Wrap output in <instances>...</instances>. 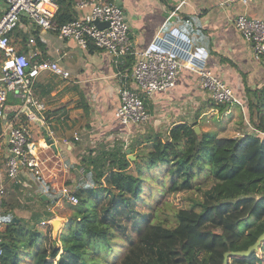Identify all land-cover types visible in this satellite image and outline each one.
<instances>
[{"label": "trees", "instance_id": "16d2710c", "mask_svg": "<svg viewBox=\"0 0 264 264\" xmlns=\"http://www.w3.org/2000/svg\"><path fill=\"white\" fill-rule=\"evenodd\" d=\"M54 1L56 26L75 18L74 0ZM17 34L20 50L26 51L27 34L21 30ZM34 35L41 50L38 59L47 58L39 32L34 30ZM86 48L98 49L91 43ZM133 61L134 55L127 54L119 67L129 72ZM36 83L37 79L33 95L40 99L49 89L41 90ZM253 93L246 100V119L253 130L239 136L201 129L197 109L192 121L158 130L151 127L129 139L126 147L123 141L114 148L106 144L98 150L89 148L78 164L85 169L84 181L74 190L78 202H69L72 213L55 237L49 223L44 230L31 223L39 217L37 212L25 219L3 210L0 264H25V256L27 264H104L115 253L112 264H224L226 252L246 249L264 231V84ZM224 105L215 106L222 110ZM82 106L87 113L86 101ZM36 126L35 140L45 134L42 126ZM161 169L164 173L157 174ZM154 180L166 184L167 194L195 189L201 195L200 200L177 207L172 227L154 223L152 207L141 206L149 204L142 195L146 182L152 186ZM158 191L163 193V188ZM58 196L37 199L52 205ZM92 252L102 260L90 257ZM226 264H264V240L249 256L229 254Z\"/></svg>", "mask_w": 264, "mask_h": 264}, {"label": "crops", "instance_id": "0c3cea01", "mask_svg": "<svg viewBox=\"0 0 264 264\" xmlns=\"http://www.w3.org/2000/svg\"><path fill=\"white\" fill-rule=\"evenodd\" d=\"M115 1L122 7L129 24L133 49L148 45L161 24L169 17L167 27L178 28L188 35L193 47L205 56L206 65L230 86L235 96L243 103L242 106L224 103V108L219 110V107L211 104L208 93L196 87L195 74L185 70L168 94L151 95L152 102L172 109V113L169 112L166 116L168 124L164 128L179 121H192L197 109L200 110L198 118L204 113L211 112L210 114L222 119L221 127L215 128L218 131L233 129L231 126L239 117L240 109L244 115L242 125L249 124L246 119V100L248 97L253 98L254 88L264 84V61L254 55L251 46L234 25L233 19L238 13L264 17V0H250L245 3L241 1L228 3L226 0ZM74 9L75 17L86 12L85 9H76L75 6ZM183 14L186 16L184 17ZM43 34L40 33L39 37L47 58L58 59L66 76L42 72L37 77L36 85L41 90L49 89L40 100L47 106L46 116L49 119L46 124L54 129L47 144L38 150L42 158L40 176L26 173L11 179L6 175V142L0 134V186L7 188V191H13L18 184L21 185L19 187L26 186L29 181L33 187L27 197L29 201L25 203L31 202L30 208L22 210L21 205L13 206L8 203L4 210H13L16 216L25 219H28L31 213L37 212L33 205L38 201V195L40 197L44 195L43 199L52 197L56 195L54 188L58 189L62 185L60 179L65 185H73L79 173L84 175L85 169L78 165L79 160L86 157L88 149L94 147V141L113 125L112 115L119 102L117 91L119 79L109 54L99 49L82 48L74 40H61L51 32L47 40L43 38ZM55 78L61 85L54 81ZM60 93L61 95L58 96ZM83 100L89 106L87 113L82 106ZM178 101L182 104V108L173 107V103ZM59 107L61 108L56 111L57 113L52 112ZM195 107L197 108L193 114L191 110H187ZM65 110L67 117L64 120L58 118V114L65 113ZM42 127L45 131L46 126ZM29 128L33 135L39 127L34 123ZM153 128L164 129L161 126ZM73 134H76L78 139L74 140ZM62 137H67L68 142H62L60 140ZM41 211L46 213L52 212L53 209H50L48 204H44ZM39 217V223L48 222V216L42 214Z\"/></svg>", "mask_w": 264, "mask_h": 264}, {"label": "built area", "instance_id": "2783aa9c", "mask_svg": "<svg viewBox=\"0 0 264 264\" xmlns=\"http://www.w3.org/2000/svg\"><path fill=\"white\" fill-rule=\"evenodd\" d=\"M228 3L250 0H226ZM76 9L86 12L71 18L59 26L52 22L57 9L54 0H0V118L1 136L6 142V175L16 179L20 175H40L42 160L38 148L46 145L53 134L46 121L47 106L33 95V84L42 72L66 76L58 59L40 58L34 30L49 31L59 39H72L86 48L89 43L112 57L119 79V102L114 116L120 124H137L149 118L145 97L156 92H167L176 86L185 70L193 72L196 87L208 93L215 104L243 105L230 86L207 65L201 51L195 49L188 37L178 28L169 29L168 18L159 27L148 45L133 49L130 27L122 7L115 0H76ZM96 21H104L99 26ZM233 23L249 43L256 57L264 54V17H252L238 13ZM27 34L26 51L20 50L17 34ZM127 54L134 55L130 71L119 67ZM35 57V59H33ZM30 123L46 126L45 136L34 140L28 127ZM250 126L249 124H247ZM251 127V126H250ZM253 130V127H251ZM73 139H78L73 134ZM68 142L67 137L60 139ZM42 145V146H43ZM62 195L68 202H78L77 195L67 186ZM4 187L0 186V215L4 210ZM45 224V221H41ZM3 222L0 217V232Z\"/></svg>", "mask_w": 264, "mask_h": 264}, {"label": "rangeland", "instance_id": "374dc122", "mask_svg": "<svg viewBox=\"0 0 264 264\" xmlns=\"http://www.w3.org/2000/svg\"><path fill=\"white\" fill-rule=\"evenodd\" d=\"M49 34H50V32L46 31L42 36H43V38H46L48 40L47 36ZM54 81H56V83H59L61 85L60 82H57L56 78ZM56 86H57V84H56ZM57 87H59V86H57ZM169 91L170 90H168L167 92H156V93H163L164 95H166V94H168ZM59 95H61V93L58 94V96ZM150 98H151V96L145 97L146 107H147L148 112H149V118L147 120H145L143 122H139L137 124L124 125V124L118 123L117 119L115 118V116L113 114L112 115L113 125H111L110 128L106 129L103 132V134L101 136H99L98 140L94 141L93 146L96 147L94 149L98 150L97 147H99L101 144H106V145H108V147L114 148L116 146H121L122 143H124V142L125 143L123 144V147H126V145H127L126 143L129 141V139H131L132 137H135V135L143 133L146 130H150L149 128H151V127H156V128H159L160 126L162 128H164V126L166 127L168 124L166 116L168 115L169 112L172 113V111H171L172 109H170L169 106L163 107V106H160L159 104H155L154 102H152V100ZM66 100H64V102ZM175 106L182 108L181 107L182 104L180 103V101H178L177 103H173V107H175ZM197 107L191 108V109L187 108V110H191V112L193 114L194 111H196ZM59 108H61V107H59ZM210 113L211 112L204 113L201 115L202 117L198 118V120L200 121V124H201V129L215 130L219 136H222L220 134H223V135H228V136L232 135V137L239 136L245 131H252L251 127L247 126V124H245L244 126L242 125L244 123V115H243L242 109L239 110V117L234 122L233 126H231L233 129L229 128L225 131H218L215 129L216 127H219V128L221 127L222 119L220 117L219 118L215 117L213 114H210ZM58 115H59V118H62L64 120L67 117L66 110H65V113L62 112V114H58ZM47 119H49V117H47ZM69 120H71V119H69ZM112 122L110 121V124ZM242 126H243V130H242ZM37 133H39V129H37L35 131V135ZM42 145L39 148H42L43 146H45V145H43V146ZM88 147H89V145L87 146V148ZM139 147H142V146L140 145ZM144 147H146V146H144ZM39 148H38V150H39ZM146 149H148V146L146 147ZM129 155H131V157H133L135 154L130 153ZM162 173H164V172L161 169L158 171L157 174L160 175ZM40 175H33V176H40ZM32 178H34V177H32ZM84 179H85V175H82L81 173H79V176H77V178L75 179V183L73 185H65L63 183V181H61V179L60 180L58 179L62 185L58 189L54 188L55 189L54 192H56V194H59V196H58L57 203L55 202L54 204L52 203V205H49V208L53 209V211L43 213L41 211V209L43 208L44 204H42L40 206L39 204H41V203L39 201H36V203L33 206L36 207L37 214L38 215L44 214V216L49 217V214L52 213L53 216L50 217L49 219L56 217V216L64 218V221L61 224V226H62L67 221V218L72 213V210L74 207V206H71L69 204V202L67 201V199L65 198V196L62 195V193H61L62 187L67 186L71 191L74 192L76 187H78V184H81V182L84 181ZM155 181L156 180H154V185H152V186L150 185L151 181L146 182L145 190H144L142 196L147 199V203H149V204L145 205L146 203L144 202V203H141V206H142V208H150V206L152 207V209H153L152 221L154 223H160L166 227H172L177 222L176 217H175V211H176L177 207L188 206V201H198V200H200L201 195L195 189H191V190L187 191L186 193L167 194L165 191L166 184H164V185H160L158 183L155 184ZM19 186H21V185L18 184V187L14 188V189L11 186L13 191L12 190L7 191V188L4 189V198H3L4 208L7 206L8 203L12 204L13 206H16V204L21 205L20 209H22V210L30 208L29 205H31V202H28L27 204H25V203H26V201H29L27 197H29V193L31 190H33V187H32V185H30L29 181L27 182L26 186H22V187H19ZM205 186H207V185H205ZM159 187L163 188V193H159V191L157 192V189ZM40 207H42V208H40ZM39 218L40 217H37L35 219V221H31V223H34L33 225L36 226L38 229L44 230L45 224L39 223ZM49 219H48V221H49ZM244 224H245V222H242L240 227H243ZM28 225H29V222H28ZM118 247L121 248L122 245L119 244ZM117 254L118 253H115V255H111V257L109 258V260H110L109 263H107V261L104 260V262H105L104 264H112V262H114V260L116 259ZM89 255H91L90 257L94 256V258L102 260L100 258L101 255L98 253L92 252ZM28 261H29V257L25 256V258H23V262H26L25 264H27Z\"/></svg>", "mask_w": 264, "mask_h": 264}, {"label": "water", "instance_id": "95a60500", "mask_svg": "<svg viewBox=\"0 0 264 264\" xmlns=\"http://www.w3.org/2000/svg\"><path fill=\"white\" fill-rule=\"evenodd\" d=\"M96 23L99 26H104L106 24V22H104V21H96ZM195 130L196 131L199 130L198 126H195ZM42 198H45V196L42 195ZM63 221H64V218L57 217V216L49 219L48 223L52 226V235H53V237H55L57 235L58 230H59V228H60V226H61ZM263 240H264V231H262V233H260L258 235L257 239L251 245H249L246 249L226 252L224 254V257H225L224 264H226V257L229 254H236V255H241V256H249V255H251V253L258 247L259 243L261 241H263Z\"/></svg>", "mask_w": 264, "mask_h": 264}]
</instances>
